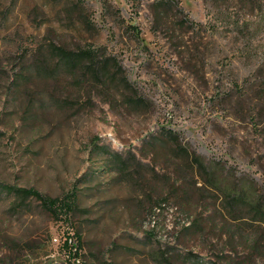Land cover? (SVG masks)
I'll use <instances>...</instances> for the list:
<instances>
[{
	"label": "rangeland",
	"instance_id": "374dc122",
	"mask_svg": "<svg viewBox=\"0 0 264 264\" xmlns=\"http://www.w3.org/2000/svg\"><path fill=\"white\" fill-rule=\"evenodd\" d=\"M2 184L76 208L2 194L0 264H264V0H0Z\"/></svg>",
	"mask_w": 264,
	"mask_h": 264
},
{
	"label": "trees",
	"instance_id": "16d2710c",
	"mask_svg": "<svg viewBox=\"0 0 264 264\" xmlns=\"http://www.w3.org/2000/svg\"><path fill=\"white\" fill-rule=\"evenodd\" d=\"M63 53V51L61 50ZM69 56H74L73 53L65 54ZM65 58V57H62ZM66 59V58H65ZM196 158H193L196 165L200 168L202 163L200 160ZM200 159V158H199ZM205 170V168H204ZM253 182H251L252 184ZM7 195H14L19 199L27 200V199H34L38 202H40L41 206L48 211L54 219H60V217L68 216L71 213L74 212L76 208V193L71 192L68 194H65L63 197H49L47 195H44L40 191L34 189V188H20L15 186H9L2 184L0 186V197L2 194ZM222 199L226 203L225 206L227 210H230L228 215H232L234 212H237L240 210V206L243 205L248 210L247 216L253 223H257L259 225L264 226V196H262L260 199L255 198V190L252 186L251 188L247 186V189L243 194L238 193H231L229 196H223ZM228 213V212H227ZM244 214H240L238 218L235 216L232 217L234 220H242L245 218L243 216ZM73 242V238L71 237L70 240L65 242V245L68 246L69 244ZM257 241H250L249 239H244L242 245L248 247L249 249L256 248L255 245H257ZM77 255V254H76ZM71 258H75V256L71 255Z\"/></svg>",
	"mask_w": 264,
	"mask_h": 264
}]
</instances>
